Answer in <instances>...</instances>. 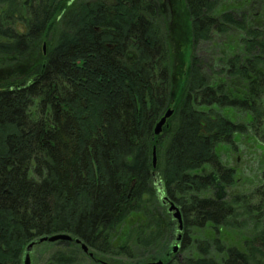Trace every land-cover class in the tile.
Wrapping results in <instances>:
<instances>
[{"label":"trees","instance_id":"16d2710c","mask_svg":"<svg viewBox=\"0 0 264 264\" xmlns=\"http://www.w3.org/2000/svg\"><path fill=\"white\" fill-rule=\"evenodd\" d=\"M155 1L0 0V264H22L29 244L55 234L72 241L54 242L65 246L45 264L81 262L76 239L90 264L134 261L172 238L169 202L183 221L177 264H264V166L238 192L218 154L241 137L264 150V26L246 24L263 3L167 0L187 21L176 86ZM237 31L236 51L216 64L206 45ZM125 224L136 225L131 248L114 246ZM220 228L243 233L242 247L192 237ZM168 243L161 257L173 264Z\"/></svg>","mask_w":264,"mask_h":264},{"label":"rangeland","instance_id":"374dc122","mask_svg":"<svg viewBox=\"0 0 264 264\" xmlns=\"http://www.w3.org/2000/svg\"><path fill=\"white\" fill-rule=\"evenodd\" d=\"M85 1V0H83ZM246 2V9L250 10V4L247 0H244ZM257 2H260V0H256ZM158 6V12L160 17V23H161V29L163 30L164 36L166 37V45L168 48V59H169V65H170V71L172 74V84L179 85L183 82V79L185 77V73L187 72L186 66H182L180 68L179 66V50L178 44L184 39V42L187 43V21L182 18L184 9L182 8L180 11L177 10L175 7V3L170 4V2H167V0H156L155 1ZM243 0H220V5L223 10L229 9V8H236L233 6H236L240 3H242ZM263 3V6H259V8L255 11H249L247 13V20L246 24L247 26H264V0H261ZM260 4V3H259ZM244 12L245 9H242L241 12ZM245 13V12H244ZM177 20H181L182 23L178 22ZM178 22V23H177ZM230 36V37H229ZM240 35L239 32H233L230 34H227L226 36H217L215 35L213 37L212 42L206 45V51L205 53L209 55L210 53H213L216 55V64H220V61H223L225 59V55H229L230 51L234 52L236 51L235 44L239 43ZM230 40V43L228 41ZM189 45V43H188ZM188 47H186L183 51L184 53V60L186 58V55L188 53L187 50ZM41 50H44L43 44H39L37 46V54L36 57L32 58V55L30 58L32 60H35ZM207 52H210L209 54ZM201 53H204L203 50H201ZM205 55V54H204ZM206 56V55H205ZM19 68H22L23 70L26 69L23 64L24 62H18ZM8 65L4 64L2 62L0 64V67H7ZM16 66V65H11ZM180 69V71H179ZM6 70L0 69V77L4 74ZM13 71H16L14 69ZM232 120L234 121H240L241 118L237 115L233 116ZM248 137L242 138L237 143V148L235 150H231L227 147H220L218 149V154L221 158V160L227 164L228 166H231L234 168L236 172V177L238 179L236 183V191L241 192L247 189H250L256 182H257V175L261 171L262 167L264 166V150L263 147L256 143L253 139H247ZM166 202V201H164ZM169 204H166V209L168 211ZM128 222H134V218L130 219ZM136 223V222H135ZM134 223V224H135ZM176 223V221H175ZM136 225H130L125 224L120 229H118L113 238L114 246L123 244L126 246V248H131L132 246V240L130 239L129 230L130 227H133ZM177 223L175 226V230L173 233L172 238L164 237L161 244L155 249H148V250H140V254L138 256L134 257V261L127 259L126 257H98V262L100 264H131L132 262L145 264L148 262H157V261H163L162 260V252L166 246V243L169 242V248L170 252L168 254L169 262H173V264L178 263V259L181 258V256L185 255V253H181L179 251L180 249V242L181 237L184 234V230L182 232H179L177 230ZM196 235H202L205 237H208L209 239H213L217 237L222 243L226 245H236L238 247H242V241L245 239V236L240 231H235L227 228H220L218 233L211 232L210 230L203 231V233H195L192 237L195 238ZM49 244V242H43L38 243L37 240L35 241L34 246L30 250V259L31 264H45L48 257L50 256V253L53 252V248H61L65 246V244H53L43 246V244ZM41 244V245H40ZM39 245V246H37ZM50 248V250H49ZM56 250V249H55ZM137 258H140L136 260ZM24 259V258H23ZM80 261L78 264H90L92 263L86 255L80 256ZM164 262V261H163Z\"/></svg>","mask_w":264,"mask_h":264},{"label":"water","instance_id":"95a60500","mask_svg":"<svg viewBox=\"0 0 264 264\" xmlns=\"http://www.w3.org/2000/svg\"><path fill=\"white\" fill-rule=\"evenodd\" d=\"M172 115V110L169 109L165 112V114L162 116V118L160 119V121L157 123L155 129H154V134L155 135H159L162 131V127L165 124L166 120ZM153 162H155V156L153 157ZM168 213L171 215V217L173 218L174 221H176L177 223V230L179 232H182L183 230V221H182V216H181V212L179 210V208L174 205L172 202H169V208H168ZM57 241H68L71 242L72 241V237L70 235L67 234H55L52 236H44L41 237L37 240L38 243H43V242H49V243H54ZM76 244H80L81 249L84 253L88 252V247L86 245H84L83 243H80V241L78 239L74 240ZM35 242H32L31 244H29L26 248V252L24 255V259H23V263L22 264H31V259H30V250L32 249V247L34 246ZM90 256H92V254L90 253ZM145 264H165L163 263V261H157V262H148Z\"/></svg>","mask_w":264,"mask_h":264},{"label":"flooded vegetation","instance_id":"af4514ba","mask_svg":"<svg viewBox=\"0 0 264 264\" xmlns=\"http://www.w3.org/2000/svg\"><path fill=\"white\" fill-rule=\"evenodd\" d=\"M245 13H247V12H245ZM74 242H75V241H74ZM75 244H76V243H75ZM90 253L92 254V256H90ZM84 255H86L87 258H88L91 262H97V261L95 260V256L93 255V253L90 252L89 250H88L87 253H84ZM163 263H165V262H163ZM165 264H167V263H165Z\"/></svg>","mask_w":264,"mask_h":264}]
</instances>
